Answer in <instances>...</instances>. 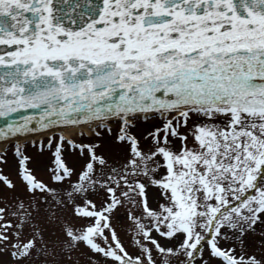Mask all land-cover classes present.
Wrapping results in <instances>:
<instances>
[{
	"label": "snow or ice",
	"instance_id": "1",
	"mask_svg": "<svg viewBox=\"0 0 264 264\" xmlns=\"http://www.w3.org/2000/svg\"><path fill=\"white\" fill-rule=\"evenodd\" d=\"M29 110L0 264H264V0H0V118Z\"/></svg>",
	"mask_w": 264,
	"mask_h": 264
},
{
	"label": "rangeland",
	"instance_id": "2",
	"mask_svg": "<svg viewBox=\"0 0 264 264\" xmlns=\"http://www.w3.org/2000/svg\"><path fill=\"white\" fill-rule=\"evenodd\" d=\"M85 135H88V133H85ZM46 138H44V139H46ZM67 138L68 139H74L75 136H74V134H71V136L70 137H67ZM36 140H40V139H36ZM85 142H87V141H85ZM28 151H29L30 154H34V150L33 149L29 148ZM66 155H67V158H68V161H69L70 166H74V165L78 166V160H77V158L75 156H73L71 154H67V153H66ZM4 171H5L6 174L10 175V177L12 179L15 180V173H14V170L12 169L11 152H9V165L4 168ZM36 174H37L38 178L43 179L45 181L48 180L47 174L44 171L38 170ZM121 238L124 239L125 244H127V239L124 237L123 233H121Z\"/></svg>",
	"mask_w": 264,
	"mask_h": 264
},
{
	"label": "water",
	"instance_id": "3",
	"mask_svg": "<svg viewBox=\"0 0 264 264\" xmlns=\"http://www.w3.org/2000/svg\"><path fill=\"white\" fill-rule=\"evenodd\" d=\"M36 110H29L28 112L14 113L8 118H0V126H6L7 123H19L21 117L35 114Z\"/></svg>",
	"mask_w": 264,
	"mask_h": 264
},
{
	"label": "bare ground",
	"instance_id": "4",
	"mask_svg": "<svg viewBox=\"0 0 264 264\" xmlns=\"http://www.w3.org/2000/svg\"><path fill=\"white\" fill-rule=\"evenodd\" d=\"M54 131H59L58 129L57 130H54ZM74 131H76V130H71V131H65V136L66 137H70L71 136V134H74ZM83 131L85 132V133H88V129H87V127H85L84 129H83ZM52 134V132H47V133H36V134H32V135H30L29 137H28V139H40V140H42V139H44V138H46L48 135H51ZM22 144L25 142L23 139L20 141Z\"/></svg>",
	"mask_w": 264,
	"mask_h": 264
}]
</instances>
